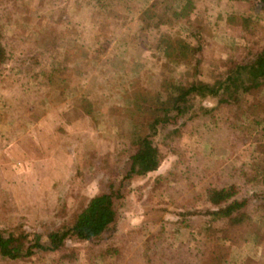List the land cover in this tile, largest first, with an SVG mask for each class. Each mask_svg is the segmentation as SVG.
Returning <instances> with one entry per match:
<instances>
[{
    "label": "rangeland",
    "instance_id": "obj_1",
    "mask_svg": "<svg viewBox=\"0 0 264 264\" xmlns=\"http://www.w3.org/2000/svg\"><path fill=\"white\" fill-rule=\"evenodd\" d=\"M126 1L131 18L151 2ZM183 1L190 7L191 26L195 21L204 26L198 70L192 66L198 43L189 36L185 19L159 26L165 36L162 43L166 53L181 50L183 45L191 47L187 55L174 58L175 65L165 67L147 50L129 42L130 36L124 39L130 33L129 24L113 26L110 19L93 12L94 0H0L1 33L9 38L8 48L13 49L6 63L0 65V229L37 233L44 240L48 232L73 219L105 187L108 178L96 157L112 153L120 135L124 146L132 149L123 119L141 117L135 111L137 95L151 99L158 78L168 73L176 79L198 78L211 83L228 69L229 54L236 58L242 46L251 51L264 42V6L247 10L241 0H175L171 7ZM82 9L84 13L77 15ZM229 9L235 15L243 9L242 14L250 21L243 39L226 21ZM100 23L102 27H96ZM104 24L107 32L112 31L109 39L114 40L102 42L103 47L95 52L99 44L80 39L102 33ZM72 26H77L76 33ZM144 42L151 46L148 39ZM43 47L69 50L63 59L54 62L44 55L40 66L30 67L29 50L35 49L38 56ZM83 54L96 58L84 61ZM59 63V70L64 67L62 73H52L47 80L36 76L38 67L46 69ZM197 72H201L198 77L194 74ZM77 97L84 99V105L74 103ZM199 102L208 109L215 105L209 98ZM198 115L161 129L156 142L167 146L158 169L133 176L125 183L117 221L107 234L91 241L71 238L64 253L39 252L17 259L0 254V264H112L110 258L102 256L104 249L131 245L130 255L161 226L166 227L167 245L173 254L196 264L209 239L205 233L209 224L205 186L234 180L228 172L214 175L222 165L229 164L225 160L229 134L225 112ZM93 150L99 154L92 158L89 153ZM245 150L234 158L235 166L254 161L252 156L257 154L248 146ZM116 172H120L119 167ZM187 210L195 213L182 216ZM246 212L251 218L245 234L249 240L240 252L252 255L264 247L263 210L250 203ZM254 233L261 239L257 241ZM234 256L226 264H236Z\"/></svg>",
    "mask_w": 264,
    "mask_h": 264
},
{
    "label": "trees",
    "instance_id": "obj_2",
    "mask_svg": "<svg viewBox=\"0 0 264 264\" xmlns=\"http://www.w3.org/2000/svg\"><path fill=\"white\" fill-rule=\"evenodd\" d=\"M174 1L151 0L147 7L134 18L129 17L127 4L129 1L126 0H94L95 4L91 10L105 20L110 19L113 26L118 23L119 25L129 24L130 33L125 34L124 39L130 36L129 42L147 50L152 59L156 62L162 61L165 67L175 65L174 58L187 55L191 47L183 45L181 50L173 49L170 53H166L162 43L165 36L159 31V26L172 25V21L176 19H185L189 25V36L196 44L198 43L192 54V66L198 70L202 62L198 54L202 50L203 39L200 34L204 26L202 27L198 21L191 26L192 23L188 19L189 5L183 1L178 7L173 8L171 6ZM241 1L246 5L247 10L258 5L264 6V0ZM154 7L156 9L153 10ZM159 8L161 10H158ZM229 10L226 21L238 30L239 39H243L249 32L250 21L242 14L243 9L236 15L231 9ZM83 11V9L79 10L77 15H81ZM101 24L103 23L96 27H102ZM104 26L107 25L104 24ZM72 28L76 33L77 26ZM1 29L0 24V65L6 63L7 57L12 55L13 50L8 48L9 38L2 35ZM104 29L106 30L93 35L91 39L83 36L80 40L82 42L92 40L95 44H99L95 47V52H99L101 46L103 47L102 42L108 44L114 40L109 39L108 33L112 31L107 32L109 30L107 27ZM77 37L72 38L73 43H76ZM144 39H148L151 46H145ZM38 43L37 41L36 44ZM84 44L81 43L80 46L84 47ZM244 46L241 53L238 52V57L235 58L229 54L226 58L229 63L228 69L218 73L211 83L202 82L198 78L188 81L182 80V77L176 79L168 73L158 78L151 99L137 95L134 101L135 111L141 117L136 120L130 115L127 120L123 119L126 122L127 138L132 143V149L124 146L121 142L123 135H120L116 138L118 145L116 142L112 153H104L96 157L100 170L104 172L102 174L108 178L105 187L92 196L73 219L62 222L57 229L48 232L44 240L37 233L31 235L21 231L16 234L13 231L6 232L0 229V254L9 259H17L39 254V252L64 253L67 248L66 242L71 238L91 241L107 234L117 221L118 207L125 196V183L133 176H143L158 169L163 159V149L167 146L156 142L161 129L183 119L185 122L192 116L198 118L200 116L198 114L202 112L207 115L220 110L227 116L226 125L229 128V134L225 160L229 164L222 165L214 175L218 177L221 172H228L229 177L234 180H231L229 184L222 183L217 186L208 183L205 186V198L209 203V207L205 210L209 217L205 233L209 235V239L206 240L202 256L197 259L196 264H226L228 258L234 254L236 264H264V247L259 248L252 255H243L240 252L249 240L245 234H247V225L251 218L246 212V206L253 203L262 208L261 221H264V42L262 41L260 47H252L251 51L249 47ZM68 50L43 47V51L41 50L37 56L35 49H30L29 52L32 51V53L31 57H28L29 66L35 68L40 66V57L44 55L50 56L54 62L60 58L63 59ZM93 55L96 56L95 53ZM90 58L96 57L83 54L84 61H89ZM59 65L60 63L46 69H43V66L38 67L39 70L35 74L47 80L52 73L63 72L64 67L59 70ZM199 73L201 74V72L194 74L198 77ZM252 95L255 97L253 98ZM205 98L214 99L215 105L209 109L204 107L199 101ZM82 102H84L82 98L74 99L76 104H82ZM110 108L112 109V106H109ZM113 109L116 112L118 110L115 105ZM125 112L129 110L125 109ZM87 114L91 115V110ZM174 132L171 133L176 134ZM246 146L252 148L257 156L253 154L252 157H255L253 162L235 166L234 158L243 153ZM89 154L93 158L99 153L93 150ZM110 156L113 157L110 158ZM114 166L117 167L114 169ZM118 167L120 174L116 172ZM193 213L195 211L187 210L181 215ZM166 234V227H159L150 239L145 240L130 255L131 245L121 248L109 246L101 253L103 257L110 258L109 261L112 264H180L178 263V261L182 262L180 260L185 262L187 259L173 254L172 247L167 245L169 241ZM253 235L257 241L261 239L259 233ZM190 263L194 262L187 261L183 264Z\"/></svg>",
    "mask_w": 264,
    "mask_h": 264
}]
</instances>
